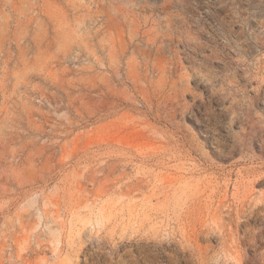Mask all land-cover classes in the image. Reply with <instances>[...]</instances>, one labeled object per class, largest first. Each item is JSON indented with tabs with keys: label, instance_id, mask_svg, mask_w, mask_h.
<instances>
[{
	"label": "rangeland",
	"instance_id": "rangeland-1",
	"mask_svg": "<svg viewBox=\"0 0 264 264\" xmlns=\"http://www.w3.org/2000/svg\"><path fill=\"white\" fill-rule=\"evenodd\" d=\"M0 264H264V0H0Z\"/></svg>",
	"mask_w": 264,
	"mask_h": 264
},
{
	"label": "bare ground",
	"instance_id": "bare-ground-1",
	"mask_svg": "<svg viewBox=\"0 0 264 264\" xmlns=\"http://www.w3.org/2000/svg\"><path fill=\"white\" fill-rule=\"evenodd\" d=\"M253 213H254V211H252L250 214L246 215V212L244 210L238 211L237 218L235 219V226H236L237 229H239V228H245V232L251 234L252 240H255L257 238V235L258 234L250 226L251 225V221H252L251 220V217H252V214ZM242 217H244L246 219L242 220ZM226 249H227V252L229 253L228 256H231L234 259L237 258L236 257V254L238 252V247L237 246H235V247L227 246ZM180 251L183 252V250H180ZM238 257H239V255H238Z\"/></svg>",
	"mask_w": 264,
	"mask_h": 264
}]
</instances>
